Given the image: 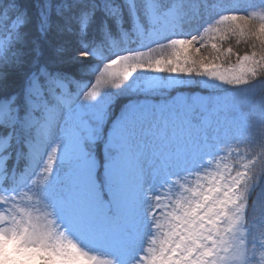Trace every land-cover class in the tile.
I'll return each instance as SVG.
<instances>
[{
  "label": "snow or ice",
  "instance_id": "1",
  "mask_svg": "<svg viewBox=\"0 0 264 264\" xmlns=\"http://www.w3.org/2000/svg\"><path fill=\"white\" fill-rule=\"evenodd\" d=\"M177 2L182 8L188 0ZM194 2L199 13L201 0ZM228 4L227 0H203V7L216 16L232 11L226 7ZM12 6L16 7L12 22L0 24V142L7 139L11 146L15 139L22 148L39 144V129L50 131L53 113L63 101L59 93L64 85L48 63H40L43 50L35 39L31 41L36 44L37 58L33 70L23 76L19 89H9L5 68L23 63L24 49L32 32L45 39L62 20L82 17L84 25L99 20L101 25L126 29L125 35L127 31H135L141 38L148 23L151 38L157 31L155 17L171 10L166 0H33L30 8L17 6L16 0H12ZM182 20L181 16V26ZM260 32L264 33V25ZM162 63V59L155 61L156 66L151 70L164 71L159 67ZM156 86L154 82L148 83V87ZM89 95L94 98V94ZM260 116L264 117V110ZM82 121L83 128L65 129L59 139L69 153L74 139L82 145L76 156L78 179L89 185L100 181V197L97 199L93 195L92 199L107 228L103 240L113 250L112 264H264V232L257 237L246 223L248 210L255 211L257 204L264 202V175L258 183L257 177L252 176L243 185L240 181L223 187L215 183L198 185L193 195L184 197L178 210L165 220L167 231L161 240L160 230L153 231L154 224L159 229L162 224L150 217L151 197L159 196L165 186L174 187L172 180L184 171L206 167L205 159L210 157L201 156L193 161L192 168H188L187 157L181 158L170 143L153 140L131 145L125 130L121 129L115 138L106 135L97 145L105 153L100 165L104 177L96 172L94 179L95 161L90 144L96 142L99 133L95 127H89L91 122L86 115ZM193 122L200 123L195 119ZM42 184L47 185L43 204L57 210L62 204L57 199V186L49 184L47 178ZM6 185L7 180L0 176V187ZM105 186L111 199L103 193ZM17 211L19 215L0 206V264H53L67 258V250L73 245L54 236L48 228L51 222H46L49 213L42 212L39 206L18 208ZM244 232L247 237L242 235ZM244 239L247 240L244 245L237 243ZM76 251L87 259L79 247Z\"/></svg>",
  "mask_w": 264,
  "mask_h": 264
},
{
  "label": "rangeland",
  "instance_id": "2",
  "mask_svg": "<svg viewBox=\"0 0 264 264\" xmlns=\"http://www.w3.org/2000/svg\"><path fill=\"white\" fill-rule=\"evenodd\" d=\"M251 1L252 0H240L241 5L235 9L239 10L244 3L249 4ZM256 2L258 3L256 5L257 12L264 17V7H261L264 5V0H256ZM202 4L203 0L199 6L203 7ZM197 7L198 5L194 2V0H188L182 8L178 2L175 1L171 6L170 11L155 17V19L158 20L156 25L157 31L151 36V38H149L148 35L151 31L150 24L148 25V28L144 29L145 35L143 38H141L138 34L134 35V39L137 41V46L133 48L131 53L122 62H117L114 63V65L106 67V69L101 73L98 81L95 84H92L93 86L91 87L89 94H94V98L90 97L89 94L83 96L82 91H78L72 95L74 104L69 105L63 102H67V98L65 96L67 87H61L59 95L63 97V101L58 104L57 111L53 113L50 131L45 128L39 129L40 142L38 145H33L31 147L34 148L35 151L34 157L32 156L29 159V165L32 164L33 158H37L38 155L44 154L48 144H50V149H48L47 152L50 153V150L54 149L56 143L54 129H56V127H67L68 129L77 127L83 128L84 124L82 117L85 115L91 122L89 127H95L97 129L99 135L96 142L99 141L102 137L105 125L107 106L112 102L113 94L127 90L128 96L136 98L142 95L151 96L157 92L174 91V89L180 87L192 86L193 82L188 80L190 76L189 71L184 74L180 73L177 69V64L174 62L175 59L167 60L162 58L163 63L160 64L159 67L163 68L164 71H153L151 69L156 66L155 61L161 60L155 57L156 55L153 50L164 40L170 38L165 35L173 27L172 20H178V24H180L181 16L183 17L182 22L195 18V21H198V23H204L210 19L207 9L204 13L201 11L197 13ZM185 29L186 28L184 27L181 30L182 33L180 31L179 36L184 35L182 38L187 39V41L191 43L194 39V35H190V31H185L183 33ZM259 35L261 40L264 42L263 33L260 32ZM182 46H186L185 48H188L189 44H184ZM70 57H73V54H70L68 58L70 59L68 61L73 64L74 58ZM84 58V56H81L80 58L75 59L79 62ZM6 68L15 70L12 65ZM77 70L78 69H75V71ZM223 77V74L213 73L202 78L201 81L202 84L214 83L216 80L222 79ZM149 82H154L158 86L148 87ZM208 98V95L204 92L194 93L192 101L193 106H199L201 108L205 107ZM187 100L188 99L185 95L180 94L175 96L173 101H170L167 105H164L162 101L154 102L152 100H148L147 98L135 102L132 104L133 109L131 110V113H128L123 120L116 123V126L113 128L109 137L115 138L119 131L124 129L125 135L131 145L143 144L146 141L151 142L153 140H164L165 143H170L171 147L176 149L181 158L187 157V162L189 160L188 164L190 167L194 166L193 161L199 157H210L209 159H205L204 163L207 166H201L199 168L200 175L202 176V180L206 181H209L214 177L215 183L221 187L225 184H231L234 181H240L241 185L250 181V170L252 164L249 161L240 163V165L237 166V171H235L236 176L231 177L232 167L229 165V159L233 160L235 163L233 157L238 156H234L231 152V147L226 139V133L223 130V128H225L232 134L231 129H240L241 127H228L229 120L227 118V113L222 110L221 104L217 102L212 105V109L209 112L210 115L213 114L212 119L215 122H212L211 118L207 117L208 120L210 119L212 124L217 127H222L217 123V121H219L222 125H224L223 122H225V126L221 129V136L223 140L217 139V136L220 133L219 129H217L214 133L213 129L216 127H208L207 123H204L201 120L202 118H198L197 115L192 112V107L188 104ZM79 104H81V106H79ZM134 109L137 111H133ZM194 119L199 120L200 123H194ZM253 134L254 139L259 141L255 133ZM77 145H79V140L74 139L72 149H74V146ZM92 145L93 143L90 144V148ZM254 147L255 146L251 149L252 154ZM1 148H6V150L3 151ZM12 149L13 148L12 146H9V141L7 139L2 143L0 142V154L5 157L9 155L12 156ZM180 149H182L183 153H181ZM85 150H88V148H85ZM8 153L10 154L8 155ZM3 161L4 160L0 157V168L3 165ZM197 172L198 171H193L192 176L195 177ZM188 173L189 171H184L180 176L174 178L172 180V185H174V187L165 186L160 190L159 196L151 197L153 200V207L151 209L150 217H155L157 223L162 224L161 229L157 228L154 224L153 231L157 232L160 230L161 240L163 239V234L167 231V222L165 220L168 219L173 212L178 210L179 202L184 197L193 195V190L197 188V186L193 185L187 186V180H193L191 175L187 176ZM26 181H23L21 185H24ZM95 184L96 182L94 185ZM180 185L183 187L180 188ZM178 190H180L181 193H177ZM5 191L8 192L9 189L5 188V186L0 187V195H2ZM11 191L14 192V195L3 194V198L0 200V206L10 210V213H16L19 201L16 199L15 194H18L21 197L22 193L19 189H12ZM103 193L108 196V199H111L108 188H106ZM253 199H255V197H253ZM105 203H107V201H105ZM70 204L75 210L74 215L79 217L83 223L86 234L94 248L100 249L102 243L104 242L103 237L107 234V228L103 227L102 224L98 227L91 225L94 216H92L91 207L88 205V199L75 200ZM58 213L59 207L52 213V216L55 217ZM248 213L250 218L254 219L251 222L253 225L250 226L253 228L255 235L259 237L260 233L264 232V202L257 204L255 211L249 209ZM52 223L53 220L51 221V224ZM56 233L57 232H55V234ZM80 233L83 234V232ZM242 235L247 237L246 232L242 233ZM246 242V239L237 241V243L241 246ZM150 245L151 240L149 242V246ZM54 264H78L75 260L72 248L67 250L66 259L62 261H55Z\"/></svg>",
  "mask_w": 264,
  "mask_h": 264
},
{
  "label": "trees",
  "instance_id": "3",
  "mask_svg": "<svg viewBox=\"0 0 264 264\" xmlns=\"http://www.w3.org/2000/svg\"><path fill=\"white\" fill-rule=\"evenodd\" d=\"M32 3L33 0H16L17 6L23 5L30 8ZM5 15H7V19H4ZM15 15L16 7L12 6V0H0V24H10ZM82 25V17L62 20L59 27L50 32L45 39H41L32 32L29 36V44L24 49L23 63L19 66L12 64L15 70L6 68L8 76L13 74L9 76V89H19L23 83V76L32 71L35 66L34 62L37 58L34 49L36 44L31 42L33 39L43 50V55L39 58L40 63H48L51 70L57 75L64 74L69 77L68 74H70L69 79L73 80H76L77 77L75 69L81 71L85 63L89 62L86 57H88L90 49L97 51L98 46L103 44V51L109 56L111 50L107 47L108 41L104 35L108 25H101L99 20L95 24L89 21L87 29L81 31ZM262 25H264L263 19L250 18L246 15L243 17L228 16L214 29L209 39L208 48L202 52L193 46L187 51H182L180 64L183 67L191 68L210 65L221 68L223 53L226 50H230L236 56L251 54L252 50L259 55H264V43L259 41L261 40L259 32ZM69 27L71 31L68 30ZM70 54H73V57H70L74 58L73 64L68 61ZM81 56L85 58L79 62L76 61ZM258 70L264 73V56L258 63Z\"/></svg>",
  "mask_w": 264,
  "mask_h": 264
}]
</instances>
